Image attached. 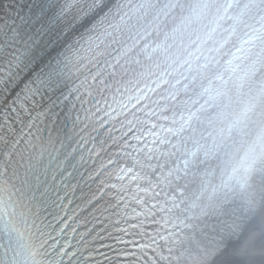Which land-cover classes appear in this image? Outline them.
<instances>
[{"label": "snow or ice", "instance_id": "6c2138e0", "mask_svg": "<svg viewBox=\"0 0 264 264\" xmlns=\"http://www.w3.org/2000/svg\"><path fill=\"white\" fill-rule=\"evenodd\" d=\"M111 3L92 0L88 12H77V0H61L35 24L47 35L56 12L57 23L62 24L59 36L67 41L77 28L94 32L95 26L106 19ZM2 7L6 10L7 3ZM7 32L12 34V29ZM44 63L45 56L29 49L28 43L9 40L7 35L0 39V163L7 167L23 162L25 154L34 152L37 144L50 147L46 159L29 156L28 163L50 201L49 222L63 239L68 264H169L173 248L165 235L129 230L118 220L110 228L91 212L100 194L92 190L95 177L89 174L90 156L74 152L70 143L63 144L65 137L55 105L46 108L37 100ZM99 78L94 77L93 82Z\"/></svg>", "mask_w": 264, "mask_h": 264}, {"label": "bare ground", "instance_id": "6f19581e", "mask_svg": "<svg viewBox=\"0 0 264 264\" xmlns=\"http://www.w3.org/2000/svg\"><path fill=\"white\" fill-rule=\"evenodd\" d=\"M211 264H264V199L242 235Z\"/></svg>", "mask_w": 264, "mask_h": 264}]
</instances>
